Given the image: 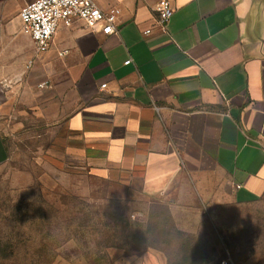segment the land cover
<instances>
[{
    "label": "crops",
    "instance_id": "1",
    "mask_svg": "<svg viewBox=\"0 0 264 264\" xmlns=\"http://www.w3.org/2000/svg\"><path fill=\"white\" fill-rule=\"evenodd\" d=\"M32 1L0 0V109L50 104L72 155L155 206V264H264V0H172L165 33L159 0H95L118 32L61 23L42 53Z\"/></svg>",
    "mask_w": 264,
    "mask_h": 264
},
{
    "label": "rangeland",
    "instance_id": "2",
    "mask_svg": "<svg viewBox=\"0 0 264 264\" xmlns=\"http://www.w3.org/2000/svg\"><path fill=\"white\" fill-rule=\"evenodd\" d=\"M49 106L15 94L0 109V264H155V206L72 155Z\"/></svg>",
    "mask_w": 264,
    "mask_h": 264
},
{
    "label": "built area",
    "instance_id": "3",
    "mask_svg": "<svg viewBox=\"0 0 264 264\" xmlns=\"http://www.w3.org/2000/svg\"><path fill=\"white\" fill-rule=\"evenodd\" d=\"M174 12L172 0H159L156 7L157 26L162 32H167ZM120 13L119 8L102 10L95 0H34L23 7L20 18L24 32L31 36L36 51L42 53L50 48L61 23L72 26L75 20H81L88 28L111 35L118 32L116 23ZM149 33L150 30L145 31V34ZM48 86L50 82L47 80L41 84V87ZM220 264L234 263L225 258Z\"/></svg>",
    "mask_w": 264,
    "mask_h": 264
},
{
    "label": "water",
    "instance_id": "4",
    "mask_svg": "<svg viewBox=\"0 0 264 264\" xmlns=\"http://www.w3.org/2000/svg\"><path fill=\"white\" fill-rule=\"evenodd\" d=\"M6 156V150L2 138L0 136V159Z\"/></svg>",
    "mask_w": 264,
    "mask_h": 264
}]
</instances>
